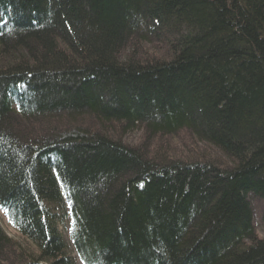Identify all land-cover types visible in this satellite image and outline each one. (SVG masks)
Wrapping results in <instances>:
<instances>
[{"label":"trees","instance_id":"obj_1","mask_svg":"<svg viewBox=\"0 0 264 264\" xmlns=\"http://www.w3.org/2000/svg\"><path fill=\"white\" fill-rule=\"evenodd\" d=\"M250 196L264 0H0V264H264Z\"/></svg>","mask_w":264,"mask_h":264},{"label":"rangeland","instance_id":"obj_2","mask_svg":"<svg viewBox=\"0 0 264 264\" xmlns=\"http://www.w3.org/2000/svg\"><path fill=\"white\" fill-rule=\"evenodd\" d=\"M141 140H142V133L139 131H134V132L128 134L124 138L125 143L130 144V145H138L139 142H141ZM169 144H170L171 151H173L172 153L169 152V154L171 156L184 155L183 157H192L190 151L188 152V150H190V148H193L197 153H205V154L208 153V154H210L211 152H214L212 150L204 152V149L206 147L202 148V151H199L197 149L198 145H194L193 140H191L185 134L178 136L177 139L176 138L169 139V141H167V145H169ZM214 153L218 154L217 152H214ZM214 153H212V154H214ZM218 156L222 157L220 154H218ZM207 157H209V156H207ZM211 159L213 160V158H211ZM249 198H251V196ZM252 207H253L254 211L256 212L255 221L257 223L256 224L257 236L260 239H264V225L262 224V221H259V219H260L259 213L264 212V201H256L255 200ZM0 225L3 228V230L5 231V233L10 238H12L14 241L18 242L20 245L24 246L25 248L30 247L29 243L26 240H24V238L20 234H18L14 228H12L10 226V224L8 223L4 213L1 210H0Z\"/></svg>","mask_w":264,"mask_h":264},{"label":"bare ground","instance_id":"obj_3","mask_svg":"<svg viewBox=\"0 0 264 264\" xmlns=\"http://www.w3.org/2000/svg\"><path fill=\"white\" fill-rule=\"evenodd\" d=\"M84 121V123H86L87 122V120L85 119V120H83ZM88 124H86V125H84V126H87ZM98 132V131H97ZM96 132V133H97ZM100 135H104L103 133H99ZM33 141H34V139H33ZM123 141H124V139H123ZM124 143H125V141H124ZM127 144V143H126ZM128 145H130V144H128ZM130 146H132V147H134L135 145H130ZM264 201V199L262 198V199H254V198H250V200H249V203H250V207H251V210H252V215H253V219H252V227H255V229H256V221H255V215H256V212L254 211V209H253V204H254V201ZM256 203V202H255ZM259 215H260V219H259V221H262V217H263V215H264V212H261V213H259ZM263 224V223H262Z\"/></svg>","mask_w":264,"mask_h":264}]
</instances>
